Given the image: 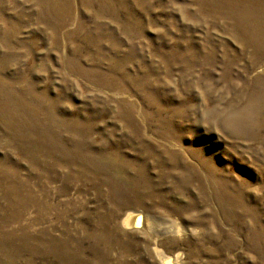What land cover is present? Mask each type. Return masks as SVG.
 Listing matches in <instances>:
<instances>
[{
  "label": "rangeland",
  "instance_id": "obj_1",
  "mask_svg": "<svg viewBox=\"0 0 264 264\" xmlns=\"http://www.w3.org/2000/svg\"><path fill=\"white\" fill-rule=\"evenodd\" d=\"M156 247L264 264V0H0V264Z\"/></svg>",
  "mask_w": 264,
  "mask_h": 264
},
{
  "label": "bare ground",
  "instance_id": "obj_2",
  "mask_svg": "<svg viewBox=\"0 0 264 264\" xmlns=\"http://www.w3.org/2000/svg\"><path fill=\"white\" fill-rule=\"evenodd\" d=\"M135 212V211H134ZM136 216V218L134 219V221L136 220V222L138 221L139 222V224H143V219H142V216H138V215H135L134 213H130V215H128V216H126V218L124 219V224L125 225H131L132 223H133V218ZM138 216V217H137ZM127 226H125V227H127ZM129 227V226H128ZM142 228V227H141ZM155 250H157L159 253L158 254H160L162 257H163V259H164V261L167 263V264H169V262H171L170 260H172L171 259V256H168V255H164L162 252H161V250H159L157 247H156V249Z\"/></svg>",
  "mask_w": 264,
  "mask_h": 264
}]
</instances>
